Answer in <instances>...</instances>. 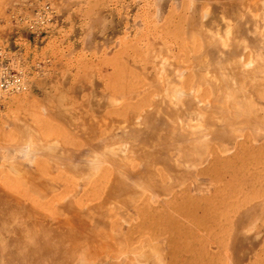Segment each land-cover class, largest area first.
I'll return each instance as SVG.
<instances>
[{
    "label": "rangeland",
    "instance_id": "rangeland-1",
    "mask_svg": "<svg viewBox=\"0 0 264 264\" xmlns=\"http://www.w3.org/2000/svg\"><path fill=\"white\" fill-rule=\"evenodd\" d=\"M45 5L52 12L50 20L41 25L36 23L35 13ZM30 25L34 29L29 28ZM203 33L212 34L210 44L203 39ZM263 45V0H0V76L11 72L23 83L20 91L0 92L1 191L29 201L39 213L48 216L53 215V208L60 210L64 202L81 208L89 207L90 203L103 204L99 213L106 215L110 223L106 222L107 227L99 225L98 230L107 233L104 229L108 228L119 234V242H108V246H113L110 251L114 257L112 262L116 264H125V261L138 264L137 257L145 255L166 263L167 245H163V250L157 245L162 240L161 234L164 240L166 235L171 241L174 264H264ZM225 46L230 47L232 53H238L235 59H241L244 67L246 63L247 67L251 64L248 69L253 71L241 78L231 75V71L225 83L235 84L241 94L249 96L247 112L251 110L260 120H233L229 109V121L224 120L223 114L213 123L199 112V117L195 114L196 120L191 119L195 122L182 123L187 128H195L198 139L209 149L202 164L188 165V171L186 167L183 170L187 176L183 173L181 178L176 174L178 179L175 174L164 171L162 146L152 148L158 157L148 159L152 164H145L144 152L140 153L139 147L144 142H155L151 130L159 128L139 118L134 120L136 130L129 129L124 123L126 113L150 110L154 101L180 107L196 100L207 106L209 100L212 102L214 91L196 80L197 73L216 71L225 63L227 60L214 53L215 48ZM180 66H184L182 70ZM212 75L215 81H220V74L211 73L209 79L214 80ZM166 80L169 87L164 86L167 91L160 95L154 87H163ZM224 93H228L227 88ZM153 98L158 99L153 101ZM96 105L100 107L99 117L94 112L98 110ZM203 106L199 108L204 110ZM98 118L100 124L106 119L105 123L112 125L113 136L108 135L110 127L103 125L99 140L89 138L88 128L91 123L95 125ZM214 124L221 127L222 136L213 133ZM137 129L141 131L136 132ZM103 131L107 133L104 136ZM124 132L126 137L116 136ZM95 140L99 141L98 147ZM91 141L95 146L89 143ZM79 144L91 151L80 148ZM213 153L218 158H213ZM20 170H25L27 175L24 171L21 175ZM113 175V184L122 183L126 189L113 195L115 200H107L106 193L113 188H110ZM31 176H37L48 188L54 186L50 188L49 194H52L43 199L31 193L27 187ZM135 196L137 198H133ZM123 209L127 210L125 216ZM48 210L53 212L49 214ZM135 214L139 216L137 219ZM134 247H137L136 260L130 254ZM109 262L104 260L101 264ZM49 263L52 262L44 260L42 264Z\"/></svg>",
    "mask_w": 264,
    "mask_h": 264
},
{
    "label": "bare ground",
    "instance_id": "bare-ground-1",
    "mask_svg": "<svg viewBox=\"0 0 264 264\" xmlns=\"http://www.w3.org/2000/svg\"><path fill=\"white\" fill-rule=\"evenodd\" d=\"M258 1V0H257ZM264 2V0H263ZM248 5V4H247ZM254 6V5H253ZM260 7V6H259ZM257 9V6H256ZM111 13V12H110ZM189 18V17H188ZM190 19V18H189ZM188 19V20H189ZM190 22V21H189ZM117 25V24H116ZM190 25V23L188 24ZM228 28V27H227ZM188 29V28H187ZM190 29V28H189ZM217 30V29H216ZM226 30V29H225ZM203 31V30H201ZM189 32V31H188ZM205 33V32H204ZM203 33V34H204ZM208 33V32H207ZM198 34H199V30H198ZM202 35V33L200 34ZM205 35V34H204ZM205 35L203 36V39L210 44V42L212 41V37L210 35ZM214 37V36H213ZM216 37V35H215ZM191 38V37H190ZM262 39V38H261ZM206 42L204 43V45H206L205 47H207L208 44H206ZM163 44V43H162ZM187 46V45H186ZM264 46V45H263ZM213 47V46H212ZM211 47V50H212ZM155 49V48H154ZM189 49V47H188ZM203 49V47H202ZM201 49V50H202ZM209 49V48H207ZM236 49H238V46H236ZM200 51V50H199ZM232 49L228 46L222 47L220 49L215 48L214 49V53L220 58V59H225L227 61H225V63H222L219 67H217V70H205L204 74H202L203 72H201L200 74L197 73V79L194 78V80H198L200 83H206L207 85H209L210 88H212L211 90L214 91V93H212L213 95H211V99L212 102L210 105L209 102L207 100H205V104L206 101L208 102L207 106H203L204 104L200 105L203 102H198L195 100V102H187L182 104L180 107L178 106H174L171 103L166 104L167 102L164 101H160V102H155L154 100L156 99H152L155 104H150V110H140L141 112H129L130 114L126 113V120L124 121L125 125L130 129H135L134 126V120L135 119H139V118H143L145 119V121L147 123H151L152 125H155L156 127H158L159 129H155V130H151L150 127H144V129H149L151 130V133L154 135V139L155 142L153 141L152 144L149 142H144L142 146H140L139 148L142 150L140 151V153L144 152L142 154L145 156V158L143 159V162H145V164L147 163H151L150 160L151 158H157V151L156 153H154V151L152 150V148H154V150H156V147L158 146H162L165 150L164 154L162 155V162L163 163V168H165L164 171L166 172H170L172 174H175V176L178 178V175H181L180 177L182 178L183 175L186 174V170H187V166L189 165L190 167H194L197 166V164H202L203 158H205V154L206 151L208 149V147L205 145L204 142H201L199 136L197 137L196 135V131L194 130L195 128H187L185 125H183V121H185V123L187 122L186 120H189L191 123L194 121H191V119H195L196 120V115H198L197 117H199L200 113L201 115L205 116L206 118H208L210 121L209 122H213L214 120L216 121L218 118V116H222L223 114H225L226 119L224 120H228L231 118H228V112L230 111L229 109H231L232 111V115L234 117L233 120H235L236 118H245L248 121H253L254 119H256V121L259 119L258 117H256V115L250 112H247V107H248V97H245L246 94L242 92V94L237 90L238 88H235V84L233 86V84L231 85V83L229 84L228 82L225 83V79H227L230 75L229 72H233V76L241 78L243 76H249L251 75L250 71L248 67H247V63L245 64V67H247L246 70L248 71L246 72V70L244 71L243 69L244 64L241 63V59H239L238 57V61L235 59V57L237 58L238 53H232L231 52ZM240 51V50H238ZM237 52V51H236ZM203 53V52H202ZM152 55V54H151ZM156 55V54H155ZM203 55V54H202ZM154 58H152L153 60ZM159 59V58H158ZM157 59V60H158ZM168 60V59H167ZM219 60V59H218ZM171 61V60H170ZM199 61H201V58L199 59ZM198 61V62H199ZM156 62V61H155ZM175 62V61H174ZM191 62V61H190ZM220 62V60H219ZM180 63V61H179ZM192 63V62H191ZM215 63V62H214ZM218 63V62H216ZM250 63V62H249ZM153 64V62H152ZM200 64V63H199ZM159 65V64H158ZM217 65V64H216ZM255 65V64H254ZM160 66V65H159ZM164 66V65H163ZM161 67V66H160ZM184 67V66H183ZM182 67V68H183ZM251 67V66H250ZM157 69H159L158 67H156ZM181 68V66H180ZM181 68V70H182ZM187 68V67H186ZM170 69V68H169ZM231 69V70H230ZM255 69V68H254ZM234 70V71H233ZM242 70V71H241ZM257 70V69H256ZM21 72V71H20ZM176 72V71H173ZM213 72L218 73V75L220 74V76H218V78L220 77V81H215V77L213 76L212 80L211 78L209 79L211 73L213 74ZM253 72V71H251ZM256 72V71H255ZM160 73V72H159ZM248 73V74H247ZM164 74V73H163ZM166 74V72H165ZM179 74V73H178ZM210 74V75H209ZM261 74V73H259ZM229 75V76H226ZM196 76V75H195ZM216 76V75H215ZM232 77V76H231ZM162 78V77H161ZM168 79V78H167ZM179 79V77H178ZM232 79V78H231ZM163 80V79H162ZM169 80V79H168ZM168 80H166L167 82H165L166 85H163L158 87H154L156 92L160 91V95L161 93L163 94V92L166 90L167 84L169 83ZM229 80V79H227ZM238 80V79H237ZM240 80V79H239ZM165 81V80H164ZM223 82V84H221L220 82ZM155 82V81H154ZM160 82V81H158ZM233 82V81H232ZM152 83V82H151ZM161 83V82H160ZM159 83V84H160ZM171 83V82H170ZM174 83V82H173ZM172 83V85H173ZM228 83V84H227ZM93 84V83H92ZM161 84H164V82H162ZM160 84V85H161ZM95 85V84H94ZM100 85V84H99ZM175 85V84H174ZM155 86V85H154ZM164 86L166 88H164ZM225 87L224 90L222 87ZM253 86V85H252ZM100 87V86H99ZM174 87V86H173ZM178 87V86H176ZM80 88V87H79ZM95 88V87H94ZM94 88L92 90H94ZM145 88V87H144ZM227 88L228 93H224L225 89ZM176 88H174L175 90ZM181 89V88H180ZM255 89V88H254ZM150 90V89H149ZM153 90V89H151ZM169 90V89H168ZM171 89V92L174 91ZM178 90V89H177ZM222 90V91H221ZM257 90V88H256ZM254 90L255 92H258ZM154 91V90H153ZM152 91V92H153ZM167 91V90H166ZM176 91V90H175ZM194 91V90H193ZM224 91V92H223ZM84 92V91H83ZM105 92V91H104ZM151 92V93H152ZM155 92V91H154ZM177 92V91H176ZM183 92V91H182ZM181 92V93H182ZM212 92V91H211ZM100 93V92H99ZM158 93V92H157ZM156 93V94H157ZM173 93V92H172ZM180 93V92H179ZM170 94V93H169ZM177 94V93H176ZM96 95L99 96V94L97 93ZM166 95V94H164ZM173 95V94H172ZM185 95V94H184ZM95 96V95H94ZM93 96V97H94ZM101 96V95H100ZM137 96V95H136ZM168 96V95H167ZM166 96V97H167ZM176 95L174 94V97ZM178 96L180 97L181 95L178 94ZM244 96V97H243ZM103 97V96H102ZM101 97V98H102ZM122 97V96H121ZM135 97V96H134ZM159 98V96H156ZM170 97V95H169ZM167 97V98H169ZM96 98V97H95ZM109 98V97H108ZM112 98V96H111ZM157 98V99H158ZM161 98V96H160ZM259 98V97H258ZM156 99V100H157ZM171 99V97H170ZM175 99H178L175 98ZM246 99V100H245ZM57 100V99H56ZM113 100V98H112ZM172 101L174 99H171ZM105 101V100H104ZM95 102V101H94ZM58 103V102H57ZM97 103V102H96ZM104 103V102H103ZM102 103V104H103ZM101 104V105H102ZM107 105V104H106ZM110 105V104H109ZM146 105V104H145ZM251 105V104H250ZM90 106V105H89ZM199 106H201L200 108L202 109V106L204 108V110H201L199 108ZM98 107V108H97ZM104 107V106H103ZM205 107H207L208 109H206ZM263 107V106H262ZM60 108V107H59ZM57 109V107H56ZM66 109V108H65ZM96 109L94 112L96 113V116L99 117V105H96ZM102 109V107H101ZM138 109V108H137ZM149 109V108H148ZM264 109V107H263ZM135 111V110H134ZM151 111H155L154 114H149ZM230 111V112H231ZM200 112V113H199ZM94 113V114H95ZM196 114V115H195ZM86 116V115H85ZM94 116V115H93ZM92 116V117H93ZM160 118H159V117ZM195 116V118H193ZM258 116V115H257ZM83 118V117H82ZM228 118V119H227ZM258 118V119H257ZM91 119V118H90ZM198 119V118H197ZM218 119H221V117H219ZM252 119V120H251ZM94 120V119H93ZM106 120V119H104ZM101 120V124L99 123V118L98 121H96V126L91 123L87 134L89 136L90 139L95 138L97 140H99V135H101V127L104 125L106 126L107 122ZM141 120V119H140ZM260 120V119H259ZM89 121V120H88ZM87 121V122H88ZM123 121V120H122ZM188 121V122H189ZM223 121V120H222ZM254 121V122H256ZM106 122V123H105ZM187 122V123H188ZM195 122V121H194ZM221 122V121H220ZM109 123V120H108ZM216 123V122H215ZM101 126H100V125ZM201 124V123H200ZM247 124V123H246ZM250 124V123H248ZM110 125V124H109ZM116 125V124H115ZM254 125V124H253ZM108 126V125H107ZM112 126V125H111ZM108 130V128L105 130L108 132V135L111 137L113 136L114 133L113 132V128H111ZM117 126V125H116ZM223 126V125H222ZM252 126V125H251ZM85 127V126H84ZM248 127H250V125H248ZM256 127V126H254ZM259 127V126H258ZM126 128V129H128ZM199 128V125H198ZM243 128V127H242ZM257 128V127H256ZM25 129V128H24ZM103 129V128H102ZM125 129V128H124ZM259 129V128H258ZM68 130V129H67ZM201 130V129H200ZM221 127H217L214 124V129H213V133L214 134H218L222 136V134L224 133L223 131H221ZM224 130V129H223ZM234 130V129H233ZM141 131V130H138ZM19 132V131H18ZM17 132V133H18ZM100 132V133H99ZM242 132V131H241ZM26 133V132H25ZM70 133V132H69ZM19 134V133H18ZM72 134V133H71ZM103 134H107L106 132H102ZM26 135V134H24ZM73 135V134H72ZM130 135V134H129ZM201 135V134H200ZM206 135V134H205ZM217 135V136H218ZM27 136V135H26ZM74 136V135H73ZM71 136V137H73ZM104 136V135H103ZM117 137L119 136H127V133L124 132L123 134H118L116 135ZM75 137V136H74ZM73 137V138H74ZM196 137V138H195ZM80 139V137H75ZM101 138V137H100ZM108 138V136H107ZM105 139V138H104ZM197 139V140H196ZM238 139V138H237ZM82 140V139H80ZM143 140V138H142ZM204 141V139H202ZM85 141V140H83ZM96 141V140H95ZM136 141V140H135ZM54 142V141H53ZM99 141H96V143H98ZM134 142V140L132 141ZM85 143V142H84ZM87 143V142H86ZM90 144H94V142L92 143L89 142ZM137 143V142H136ZM155 143V144H154ZM94 144V146H95ZM98 147L99 143L96 144ZM152 145L151 150L146 151L148 149V147ZM219 145V144H218ZM80 148L84 147V144L78 145ZM83 146V147H82ZM86 146V144H85ZM88 146V144H87ZM91 146V145H90ZM120 146V145H119ZM129 146L135 147L134 144H129ZM137 146V145H136ZM217 146V145H216ZM101 147V146H100ZM138 147V146H137ZM136 147V148H137ZM221 147V146H220ZM36 148V147H35ZM83 149H87V151L89 150L87 147L83 148ZM96 149V148H95ZM118 149V148H117ZM116 149V150H117ZM124 149V146H123ZM126 149V148H125ZM130 149V148H129ZM139 149V150H140ZM150 149V148H149ZM162 149V148H161ZM101 150V149H100ZM160 150V149H159ZM209 150V149H208ZM66 151V149H65ZM85 151V150H84ZM91 151V149L89 150ZM93 151V150H92ZM106 151V150H105ZM120 151V150H119ZM124 151V150H122ZM130 151V150H129ZM229 151V150H228ZM81 151H79L80 153ZM97 152H99L97 150ZM111 152V151H110ZM109 152V153H110ZM172 152V153H170ZM95 153V152H94ZM102 153V152H101ZM128 153V152H127ZM136 153V152H135ZM211 153V151H210ZM222 153V152H220ZM41 154V153H40ZM61 154V153H59ZM123 154H125V152H123ZM130 154V153H129ZM219 154V153H218ZM51 155V154H50ZM76 155V154H75ZM84 155V153L82 154L81 152V156ZM116 155V154H115ZM118 155V154H117ZM116 155V156H117ZM159 155V154H158ZM210 155V154H209ZM215 158L217 156L214 155V153L212 154ZM58 156V155H57ZM60 156V155H59ZM74 156V155H73ZM120 156V154H119ZM123 155H121L122 157ZM137 156V155H136ZM160 156V155H159ZM211 156V155H210ZM225 156V155H223ZM61 157V156H60ZM92 157V156H91ZM139 157V156H138ZM103 158V157H102ZM123 158V157H122ZM121 158V160H122ZM134 158V157H133ZM137 158V157H135ZM212 158V157H211ZM218 158V157H217ZM130 159V158H129ZM64 160V159H63ZM69 160V159H68ZM82 160V159H81ZM100 160V159H99ZM115 160V158L113 159ZM85 161V159L83 160ZM110 161V160H109ZM150 161V162H148ZM56 162V161H55ZM92 162V161H89ZM95 162V161H94ZM106 162V161H105ZM111 162H113L111 160ZM204 162V161H203ZM219 162V161H218ZM59 163V162H58ZM87 163V162H86ZM114 163V162H113ZM118 163V162H117ZM73 164V163H72ZM108 164V163H107ZM210 164V163H209ZM119 165V163H118ZM121 165V164H120ZM159 165V164H158ZM193 165V166H192ZM18 166V165H17ZM71 166V165H70ZM80 166V165H79ZM110 166V165H109ZM143 166V165H142ZM63 167V166H62ZM81 167V166H80ZM138 167V166H137ZM149 167V166H148ZM186 167V168H185ZM189 167V168H190ZM14 168V167H13ZM22 168V167H21ZM60 168V165H59ZM85 168V167H83ZM92 168V167H91ZM139 168V167H138ZM152 168V167H151ZM185 168V171H183ZM188 168V169H189ZM50 169V168H49ZM48 169V172H49ZM90 169V168H89ZM26 170V168H25ZM25 170H20L21 175L22 172L24 171V173L26 172ZM96 170V169H95ZM125 170V169H124ZM136 170V169H135ZM138 170V169H137ZM191 170V169H190ZM74 171V170H73ZM119 171V169H118ZM188 171V170H187ZM19 172V175H20ZM30 172V171H29ZM28 172V175H30V173ZM70 172V171H69ZM75 172V171H74ZM88 172V171H87ZM126 172V171H124ZM141 172V171H140ZM139 172V173H140ZM23 173V174H24ZM38 173V172H37ZM40 173V172H39ZM131 173V172H130ZM138 173V174H139ZM184 173V174H183ZM14 174V173H13ZM27 175V172L25 173ZM24 174V175H25ZM33 174V172H32ZM70 174V173H69ZM178 174V175H176ZM193 174V173H192ZM18 175V176H19ZM78 175V173H77ZM76 175V176H77ZM121 175V174H120ZM131 175V174H130ZM129 175V176H130ZM155 175H157L155 173ZM190 175V174H189ZM198 175V174H197ZM80 176V175H78ZM115 175H113V179H112V184L114 183L113 180H115L114 177ZM128 175H126L127 177ZM137 176V175H135ZM143 176V175H142ZM185 176V177H186ZM75 177V175H74ZM117 177V176H116ZM123 177V176H122ZM133 177V176H132ZM179 177V178H180ZM23 178V176H22ZM77 178V177H76ZM83 178V177H82ZM140 178V177H139ZM178 178V179H179ZM189 178V177H188ZM27 179V178H25ZM29 179V178H28ZM87 179V178H86ZM118 179V178H116ZM120 179V178H119ZM130 179V178H129ZM132 179V178H131ZM130 179V180H131ZM137 180V178H135ZM199 179V178H198ZM78 180V179H77ZM82 180V179H81ZM129 180V181H130ZM133 180V179H132ZM134 180V181H136ZM141 180V179H140ZM170 180V179H169ZM111 181V179H110ZM119 181V180H117ZM133 181V183H134ZM181 181V180H180ZM27 182V181H26ZM47 182V181H46ZM78 182V181H77ZM83 183V181H81ZM120 182V181H119ZM123 182V181H122ZM131 182V181H130ZM48 183V182H47ZM132 183V182H131ZM142 183V182H141ZM28 189L31 193L38 194L39 196H43V199L48 196L47 194H49V192L51 191L50 188L54 187H47V184L45 182H40L39 178L37 176H31L30 179L28 180ZM84 184V183H83ZM114 185V186H113ZM112 186H110L111 191H107L106 196L104 194V196L108 199L113 198V195H116L118 193L121 192L122 188L126 189V187L124 188V184L122 185V183H117L115 181V184H113ZM81 186V185H80ZM137 186V185H136ZM135 186V187H136ZM145 186V185H144ZM199 186V185H198ZM197 186V190H199ZM78 187V186H77ZM140 187V186H139ZM128 188V187H127ZM1 187H0V261L2 260L3 264H42L44 262V260H50L49 264H101V262H104V260H110L111 262H109L108 264H116L114 262H112L113 260V255L112 252L110 250H112L111 246H108L110 244H112V241H118V235L115 234L114 232H112L111 230H107L108 228H105L104 231H107V233H101L99 232L98 228L99 225L106 226V222L108 221V217L106 218V215L104 216L103 214L99 213L100 211V207L104 206L99 205L101 203H95V205H91L89 207H84L81 208L80 205H73L70 202L67 203H62L63 205H61L60 210L59 209H54L53 208V215L48 216L45 215L44 213L41 214L39 213L31 204H29L27 202H24L22 199L20 198H13L11 196V194H7L6 192L1 191ZM25 189V188H24ZM53 189V188H52ZM56 189V188H54ZM129 189V188H128ZM139 189V188H138ZM143 189V188H142ZM57 190V189H56ZM133 190V189H132ZM130 190V192L132 191ZM141 190V189H140ZM139 190V191H140ZM150 190V189H149ZM148 190V191H149ZM196 190V189H195ZM135 192V190H133ZM132 191V192H133ZM194 191V190H193ZM106 192V191H105ZM128 192V191H127ZM131 192V193H132ZM152 192V191H151ZM201 192V191H199ZM124 193V192H123ZM137 193V192H136ZM135 193V194H136ZM207 193V192H206ZM261 193V192H260ZM33 194H31L32 196H34ZM52 194V193H50ZM49 194V195H50ZM129 194V193H128ZM138 194V193H137ZM136 194V195H137ZM143 194V193H142ZM21 195V194H20ZM25 197L27 196V194H25ZM132 195V194H131ZM11 196V197H10ZM78 196V195H77ZM86 196V195H85ZM125 196V195H124ZM128 196V195H127ZM130 196V195H129ZM133 196V195H132ZM138 196V195H137ZM139 196H142L141 193L139 194ZM138 196V197H139ZM232 196V195H231ZM49 197V196H48ZM72 197V196H71ZM24 198V197H23ZM79 198V197H78ZM103 198V197H102ZM106 198H104L106 200ZM133 198H137L136 196ZM71 199V198H70ZM74 199V198H72ZM114 199V198H113ZM112 199V200H113ZM152 199V197H151ZM25 200V198H24ZM42 200V199H41ZM65 200V199H64ZM103 200V201H105ZM115 200V199H114ZM46 201V200H45ZM78 201H80V199H78ZM85 201H89L85 200ZM84 201V203H85ZM32 202V201H31ZM101 202V201H100ZM108 202V201H105ZM104 202V203H105ZM147 202V201H145ZM35 203V202H34ZM88 203V202H87ZM93 203V202H92ZM55 204V203H54ZM61 204V203H60ZM44 204H41V206H43ZM36 206V203L35 205ZM47 206V205H46ZM235 206V205H234ZM40 208V207H39ZM52 207H50L51 209ZM56 208V206H55ZM104 208V207H103ZM143 208V207H142ZM147 208V207H146ZM41 209V208H40ZM44 210V209H43ZM103 210V209H102ZM124 210V209H123ZM122 210V211H123ZM141 210V209H140ZM138 209V211H140ZM50 210H48L49 213ZM127 210H124V216ZM50 211V213H52ZM137 212V211H135ZM148 212V209L147 211ZM144 212V214L146 213ZM150 212V211H149ZM154 212V210H153ZM49 213V214H50ZM103 213V211H102ZM139 213V212H137ZM141 213H139L140 215ZM152 214V213H151ZM111 215V214H110ZM115 216V215H114ZM119 216V215H117ZM136 216V214H135ZM138 216V215H137ZM136 216V219H137ZM143 216V213H142ZM120 217H123L120 216ZM139 217V216H138ZM126 219V218H125ZM124 219V220H125ZM107 220V221H106ZM123 220V221H124ZM111 221V220H109ZM122 221V222H123ZM110 223V222H107ZM127 223L124 221V224ZM149 223V222H148ZM131 229V228H130ZM134 230V229H133ZM236 230V229H235ZM238 230V227H237ZM237 230L235 231L237 233ZM127 231H129L127 229ZM126 231V232H127ZM130 232V231H129ZM138 232V231H137ZM140 232V231H139ZM144 233V232H143ZM241 233V232H240ZM130 234V233H129ZM134 234V233H132ZM139 235V233H137ZM136 235V234H135ZM153 235V234H152ZM151 235V237H152ZM127 236V235H126ZM125 236V237H126ZM133 236V235H132ZM150 236V235H149ZM155 235H153L154 237ZM140 237V236H139ZM143 237V236H142ZM152 237V238H153ZM158 237V236H157ZM138 236L136 237L137 240ZM145 238V237H144ZM148 238V237H147ZM239 238V237H238ZM127 239V238H126ZM125 239V240H126ZM140 240V239H139ZM255 240V239H254ZM127 241V240H126ZM138 241V240H137ZM148 241V239H147ZM161 241V240H160ZM108 242L110 244H108ZM119 242V241H118ZM142 242V241H141ZM141 242L138 244H141ZM143 242H146L145 240H143ZM150 242V241H149ZM136 243V242H135ZM148 243V242H147ZM143 244V243H142ZM145 244V243H144ZM155 244V247L158 245ZM153 244V245H154ZM148 245V244H147ZM150 245V244H149ZM152 245V244H151ZM150 245V246H151ZM139 246V245H138ZM142 246H146V245H142ZM210 246V245H209ZM111 247V248H110ZM142 248V247H141ZM160 248V247H159ZM140 249V248H139ZM155 249V248H154ZM158 249V248H157ZM100 250H102L100 252ZM103 250H109L110 252H106ZM115 249H113L114 251ZM136 249H132L130 254L133 255L132 257H134V254H136ZM106 252V254H105ZM99 253H102L99 254ZM139 253V252H137ZM143 253V252H142ZM140 256V255H139ZM160 256V255H158ZM157 256V258H159ZM136 257V256H135ZM134 257V260H136ZM154 257V255H153ZM138 261L140 264L144 263V264H167L168 262H164L162 259L159 261V259L157 260H151L149 258H147V256H141V257H137ZM161 258V257H160ZM131 259V258H130ZM156 259V258H155ZM116 260V259H114ZM133 260V259H132ZM133 260V261H134ZM165 260V259H164ZM141 261V262H140ZM49 262V261H48ZM47 262V263H48ZM107 262V261H106ZM129 262V261H127ZM127 262L125 261L124 263L127 264ZM132 263V262H131ZM130 263V264H131ZM138 263V264H139ZM134 264V263H133ZM171 264V262H170Z\"/></svg>",
    "mask_w": 264,
    "mask_h": 264
},
{
    "label": "built area",
    "instance_id": "built-area-1",
    "mask_svg": "<svg viewBox=\"0 0 264 264\" xmlns=\"http://www.w3.org/2000/svg\"><path fill=\"white\" fill-rule=\"evenodd\" d=\"M51 8L48 5L41 7L39 10L36 11V23L44 24L46 21L50 20L51 15ZM29 28L34 29L33 25H30ZM23 89V83L21 78L13 74L11 72H3L0 76V92L2 93H10V92H17Z\"/></svg>",
    "mask_w": 264,
    "mask_h": 264
},
{
    "label": "crops",
    "instance_id": "crops-1",
    "mask_svg": "<svg viewBox=\"0 0 264 264\" xmlns=\"http://www.w3.org/2000/svg\"><path fill=\"white\" fill-rule=\"evenodd\" d=\"M161 236H163V234H161ZM160 236V238L162 239L161 241H158V246L163 250L164 249V246L163 245H167L166 247H165V253H167V255H166V261L168 262L167 264H170V262H171V264H174V256H173V252H172V250H171V246L169 245L170 244V242H169V239L167 238V236L165 235V240H164V238H162ZM147 243V242H146ZM135 248V247H134ZM168 250V251H167ZM150 255V254H149Z\"/></svg>",
    "mask_w": 264,
    "mask_h": 264
}]
</instances>
